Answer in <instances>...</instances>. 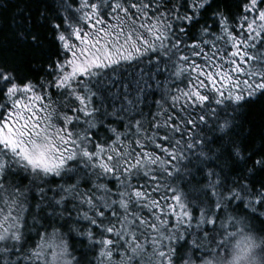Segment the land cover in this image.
Wrapping results in <instances>:
<instances>
[{
  "label": "snow or ice",
  "instance_id": "snow-or-ice-1",
  "mask_svg": "<svg viewBox=\"0 0 264 264\" xmlns=\"http://www.w3.org/2000/svg\"><path fill=\"white\" fill-rule=\"evenodd\" d=\"M0 264H264V0H0Z\"/></svg>",
  "mask_w": 264,
  "mask_h": 264
}]
</instances>
